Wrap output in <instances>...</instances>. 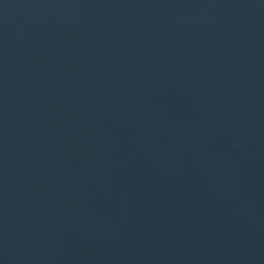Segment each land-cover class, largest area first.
Instances as JSON below:
<instances>
[{"label": "water", "instance_id": "water-1", "mask_svg": "<svg viewBox=\"0 0 264 264\" xmlns=\"http://www.w3.org/2000/svg\"><path fill=\"white\" fill-rule=\"evenodd\" d=\"M0 264H264V0H0Z\"/></svg>", "mask_w": 264, "mask_h": 264}]
</instances>
